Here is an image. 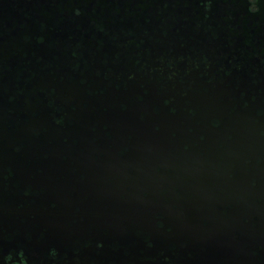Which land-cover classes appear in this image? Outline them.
<instances>
[{"label": "water", "instance_id": "1", "mask_svg": "<svg viewBox=\"0 0 264 264\" xmlns=\"http://www.w3.org/2000/svg\"><path fill=\"white\" fill-rule=\"evenodd\" d=\"M103 1L28 0L23 9L22 1L0 0V32L15 45L24 38L34 43L48 23L43 11L60 14L55 7L71 2L82 19ZM54 38L70 45L72 57L46 71V100L28 101V92L38 89L23 85L26 107L0 101V229L13 231L15 241L26 240L30 255L49 249L71 257L75 248L90 244L82 264H91L93 254L104 256L105 264H264L262 97L247 96L246 109H222L217 86L204 83L198 114L174 113L183 85L171 69L142 65L157 73L158 86L122 93L100 75L120 57L111 41L105 46L106 38L76 40L63 32ZM121 41L113 43L117 51ZM58 110L63 123L52 114ZM75 140L83 147L71 146ZM74 149L78 153L71 155ZM85 150L100 175L92 176L94 194L87 176L83 188L76 186V176L61 168H70V161H58L84 157ZM126 156L139 158L137 167L148 175L138 167L137 182L135 173L123 172L129 164L117 159ZM124 177L147 195H131L134 187ZM5 181L15 187L10 196ZM28 189L39 193L28 195ZM23 198L30 200L24 208Z\"/></svg>", "mask_w": 264, "mask_h": 264}, {"label": "flooded vegetation", "instance_id": "2", "mask_svg": "<svg viewBox=\"0 0 264 264\" xmlns=\"http://www.w3.org/2000/svg\"><path fill=\"white\" fill-rule=\"evenodd\" d=\"M11 1L13 4L22 1L23 9L24 3L28 2ZM72 8L71 2L62 4L60 8L55 7L63 10L56 14L58 16L54 15V8L43 11L48 23L47 26L41 27L43 37L39 36L34 43L24 38L17 40L18 44L15 45L9 36L0 32L2 103L18 102L22 105L20 110L26 107V100L20 90L23 85H32L38 89L28 92V101L42 103L46 100L41 90H46L51 84L47 80L48 77H45L46 71L52 67L53 62L69 60V56L72 57L69 55L70 45L63 39L54 38V34L60 32L76 36V40L80 36H85L86 39L106 38L105 46L111 41L115 56L120 57L111 59L112 63L116 61L115 65L106 68L100 75L104 81L107 79L110 87L119 89L122 93L153 84L158 86L157 73H148L142 65L146 69H171L173 79L183 85L181 92L176 94L182 101L172 111L174 113L186 111V115L198 114L202 104L199 99L202 94L200 85L204 83H211L209 86L212 88L217 86L222 109H246L247 96L255 100L257 95L262 97L264 102V0H105L101 5L92 6L90 13L85 14L82 19H79L78 11ZM87 23L90 29H87ZM88 32H91V35ZM116 37L122 38L121 50L118 51L113 45ZM76 46L77 44L74 45V51ZM46 48H49V51ZM39 53L41 58L37 56ZM45 58L48 59L44 60ZM127 66L132 69L128 70ZM205 70L208 75L203 73ZM105 71L111 72V76ZM191 72L196 74L192 76L189 74ZM158 92L162 90L159 89ZM175 99L169 98L166 103L172 104ZM260 110L258 115H264ZM52 114L59 119L58 122L63 123L64 117L60 110ZM19 116L24 117L22 113ZM13 123L18 124L19 119ZM79 145L83 147L82 142L78 140L71 143L74 148ZM127 152L129 150L125 153ZM77 153L76 149L70 152L71 155ZM86 153L85 150L84 157L60 158L58 161H70V168H61L65 172L70 170L76 176V186L83 188L87 182L84 177L87 176L90 180V192L94 194L92 176L100 175L95 174L96 168L91 165ZM117 160L122 164H129L123 168L125 173L133 172L136 176L139 167L144 175H148L147 168L137 167L139 158L126 156ZM79 161L85 164H77ZM95 161L103 162L107 161V158L95 157ZM99 167L98 170H105L104 167ZM126 179V184L130 183L134 187L132 194H128L147 195L138 188L139 186L129 182V178ZM5 182V191L10 196V190L14 191L15 187L8 181ZM99 191L97 190V193H101ZM38 193L34 190L28 195ZM29 201L28 198H23L19 202H23L24 208ZM4 230L5 228L0 229V264H75L72 261L78 263L80 259L85 258L84 249L90 246L87 244L79 249L75 248L71 257L62 256L61 251L57 253L49 249L45 253L30 255L26 240L15 241L16 234L13 231L5 233ZM100 249L101 243L97 245V254ZM89 250L93 251V248ZM91 256V264H105L104 256ZM65 259L69 262H64Z\"/></svg>", "mask_w": 264, "mask_h": 264}]
</instances>
